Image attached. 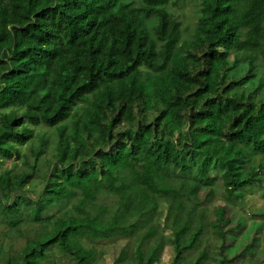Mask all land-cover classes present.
Returning a JSON list of instances; mask_svg holds the SVG:
<instances>
[{
	"label": "trees",
	"instance_id": "trees-1",
	"mask_svg": "<svg viewBox=\"0 0 264 264\" xmlns=\"http://www.w3.org/2000/svg\"><path fill=\"white\" fill-rule=\"evenodd\" d=\"M180 1L0 0V59L7 61L0 70V155L23 156L29 165L21 174H0V210L4 192L25 186L42 167L43 189L32 196L38 204L19 209L21 219L9 211L4 218L19 228L49 205L72 203L55 220L51 238L35 236L5 264H40L52 245L92 264L94 251L82 237L133 234L163 213V202L174 264H186L185 251L210 223L222 239L216 264L233 260L223 257L225 241L234 239L243 218L228 226L231 218L218 206L206 222L201 207L219 182L231 199L243 196L251 180L264 182V69L237 52L241 29L257 18L250 10L236 15V0H200L187 34L168 8ZM40 123L57 130L49 156H42L48 134L34 128ZM36 137L31 164L21 145ZM162 162L191 180L186 190L156 180L152 167ZM105 195L114 201L108 204ZM263 227V220L254 221L256 234L235 256L255 253ZM164 239L162 233L151 254L138 246L132 262L155 264ZM205 257L202 252L192 264Z\"/></svg>",
	"mask_w": 264,
	"mask_h": 264
},
{
	"label": "rangeland",
	"instance_id": "rangeland-1",
	"mask_svg": "<svg viewBox=\"0 0 264 264\" xmlns=\"http://www.w3.org/2000/svg\"><path fill=\"white\" fill-rule=\"evenodd\" d=\"M199 2L200 0H181L178 5L168 6L169 10L181 19L183 25L188 27L187 34L191 33L196 25L200 12ZM236 5V15L240 16L250 10L251 13L249 15H255L257 18L249 26L241 29V47L237 49V52L240 55L251 54L256 69L262 70L264 69V58L262 57L264 51V19L261 24H258V20H261V15H264V0H236ZM6 66L7 61L0 59V70H5ZM34 128L37 131L48 134L50 140L47 153L42 156H49V149L55 145L58 139L56 128L46 126L44 123H40L36 127L34 125ZM38 143L39 140L36 137L33 141H28L21 145L22 155L27 154L30 157L31 164L34 161L32 146ZM259 159L256 158L257 161ZM38 161L40 163L41 159ZM207 165H209L208 161ZM28 168L29 165L25 162L23 156L14 155L12 158H4L0 155V174L9 170L11 175L14 176L15 174H21L24 169ZM45 169L46 167H42L41 170L35 171L33 176L24 184L25 186L19 187L15 192H4L6 195L2 209L4 213H8L7 211H9L11 212L10 215L18 220L21 219V215L18 212L19 209L23 213L28 208L32 207L33 209L38 204L32 199V196L36 197L43 189L44 182L42 175ZM38 171L39 173H37ZM152 171L158 182L167 186L177 187L180 190H186L191 182V180L180 175L178 170L170 163L162 162L155 164L152 167ZM250 182H253V184L246 186L243 196L237 199L227 198L228 195L223 188V184L219 182L217 184L216 195L211 200L205 201L201 207L206 212V222L216 218L214 209L218 206L224 207L227 216L231 218V223L228 226L235 225L237 220L243 218L244 225L240 228V231L235 232L234 239L225 241L226 250L223 257L226 256L233 259L225 264H264V227L262 231H259L260 233H257L259 240L254 245L255 253L243 257L235 256L236 252L242 250L244 245L254 235V221L263 220L264 222V217L258 214H264V182L261 183L260 180H251ZM1 190L2 188L0 187ZM205 193V191L201 192V198L204 197ZM103 197V200H106L108 204L115 199L111 195ZM48 199L47 195L42 201L46 204L48 203ZM59 204L61 203L49 205L40 219H33L26 215L27 218L23 222L19 221L21 222L19 228H14L8 219L4 218L3 212L0 210V264H5L8 258L13 257L16 259L27 243L30 244L29 240L35 238V236H38L35 239L41 238L42 240L51 238L56 232L55 220L67 214L72 208V203L63 206ZM162 208L163 213L160 214L158 212V218L150 221L145 225L144 229H138L133 234L127 231L123 235L112 237H99L97 239L82 237L81 242L94 251L92 264H134L132 260L134 258L138 260L136 254L138 246H141L146 255L148 253L151 254L159 245L158 240H160L162 233L165 235L164 247L158 252L159 257L156 258L155 264H174L175 249L169 242V239L173 238L174 235L171 228L164 227L165 216L167 215L165 202L162 203ZM47 216L52 217L48 223L46 221ZM152 231H154L153 235L142 240L143 235ZM141 234L143 235L141 236ZM137 237L142 241H138ZM221 245L222 239L216 234L214 227L210 223L206 225L201 241L195 247L185 251L183 263L192 264L202 252H206L207 257L202 260L201 264H216L217 260L222 257L220 251ZM123 254L124 258H122ZM259 255L262 258H258ZM40 264H79V262L76 256L62 251L58 245H52L47 249V256L42 259Z\"/></svg>",
	"mask_w": 264,
	"mask_h": 264
}]
</instances>
